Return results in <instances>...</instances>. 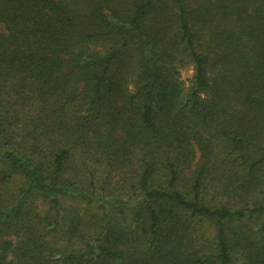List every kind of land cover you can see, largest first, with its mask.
<instances>
[{
  "label": "trees",
  "instance_id": "1",
  "mask_svg": "<svg viewBox=\"0 0 264 264\" xmlns=\"http://www.w3.org/2000/svg\"><path fill=\"white\" fill-rule=\"evenodd\" d=\"M0 264H264V0H0Z\"/></svg>",
  "mask_w": 264,
  "mask_h": 264
},
{
  "label": "rangeland",
  "instance_id": "2",
  "mask_svg": "<svg viewBox=\"0 0 264 264\" xmlns=\"http://www.w3.org/2000/svg\"><path fill=\"white\" fill-rule=\"evenodd\" d=\"M191 69L190 67H187L186 69L181 71V78L187 82L188 78L191 76Z\"/></svg>",
  "mask_w": 264,
  "mask_h": 264
}]
</instances>
